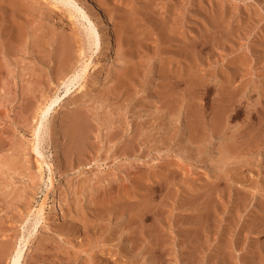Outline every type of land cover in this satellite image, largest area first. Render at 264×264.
<instances>
[{
    "label": "rangeland",
    "instance_id": "rangeland-1",
    "mask_svg": "<svg viewBox=\"0 0 264 264\" xmlns=\"http://www.w3.org/2000/svg\"><path fill=\"white\" fill-rule=\"evenodd\" d=\"M11 1L0 0V253L13 249L0 264L25 241L20 264H264V0H98L110 59L91 46L102 28L90 10L93 26L73 4ZM91 57L105 65L91 91L64 98ZM55 196L66 218L47 210L34 231L32 212Z\"/></svg>",
    "mask_w": 264,
    "mask_h": 264
},
{
    "label": "bare ground",
    "instance_id": "bare-ground-1",
    "mask_svg": "<svg viewBox=\"0 0 264 264\" xmlns=\"http://www.w3.org/2000/svg\"><path fill=\"white\" fill-rule=\"evenodd\" d=\"M46 1V0H45ZM23 2V1H22ZM52 3H51V5L52 6H54L56 9H59V10H62V8H67L68 9V7L71 5V4H73V5H76L77 7H78V10L77 11H74V10H69V13H70V17L71 18H73L74 16H78L79 18H81L82 20H87L89 23H90V25L91 26H93V23H92V21H91V17H90V15L88 14V12L87 11H85V9H88V10H90V12H92V14H93V16H94V18L97 20V22H98V24H99V26L102 28V35L100 34V33H98L96 30V32L94 33V34H91V32L90 31H88L89 32V35H90V41H91V46H93L94 47V49H96V51H100L101 52V50H104V52L106 53V58L107 59H110L111 58V55L113 54V52H114V50H115V42H114V39H113V35H112V28H111V20H110V18L108 17V14H107V12L106 11H104L105 9H103L101 6H100V4H98L97 2H98V0L97 1H95V0H79V2L83 5V6H85V7H82V8H80L79 7V3L76 1V0H52L51 1ZM10 3V2H9ZM11 3H12V6L14 5L15 7H19L20 5L19 4H21V3H19V1L18 0H12L11 1ZM22 4H24V3H22ZM9 5V4H8ZM11 5V4H10ZM27 5V4H26ZM25 5V6H26ZM23 6V5H22ZM30 6V5H29ZM29 6H26V8L27 7H29ZM31 7V6H30ZM60 7H62V8H60ZM13 8V7H12ZM25 8V7H24ZM14 9V8H13ZM23 9V8H22ZM24 10V9H23ZM26 10H28V9H25V11ZM106 12V13H105ZM89 23H87V24H89ZM122 27H124V26H122ZM87 29V28H86ZM90 29H92V28H90ZM89 29V30H90ZM94 30V29H93ZM94 32V31H93ZM92 32V33H93ZM202 34H200V36H201ZM66 41H67V39H66ZM69 42V41H68ZM199 42V41H198ZM197 45V44H196ZM198 45H200V44H198ZM203 45V44H202ZM202 47V46H201ZM199 48V47H198ZM201 49V48H200ZM70 52V51H69ZM65 57V56H64ZM104 67H105V65L102 63V62H99V63H97V64H93V57H91V58H89L88 60H86L85 62H84V64L82 65V68L76 73V74H74L71 78H69L68 79V81L67 82H65L64 84H65V86H66V90H65V95H64V98H68V97H71V96H75V95H73V93H72V86H74V88H76L75 86H78V88H77V90L74 92L75 94H77V95H82V97H84L83 95H87L88 94V92L89 91H91V90H89V86L91 85L90 84V82H89V77H90V74H91V70L92 69H94L95 68V73L97 74V75H99V74H101V72H102V70L104 69ZM201 76V75H200ZM90 84V85H89ZM98 81H95L94 83H93V87L94 86H98ZM201 84V83H200ZM167 85V84H166ZM203 85V84H202ZM200 86V85H199ZM72 87V88H71ZM164 87H165V85H164ZM168 89L170 90V87H168ZM167 89V90H168ZM198 90V89H197ZM171 91V90H170ZM169 91V92H170ZM164 92V91H163ZM166 92V91H165ZM173 92V91H172ZM166 94H167V92H166ZM170 94V93H169ZM172 94V93H171ZM173 94H174V92H173ZM172 94V95H173ZM200 94L202 95V93L200 92ZM200 94L198 93V97H200ZM171 96V95H170ZM168 97V96H167ZM197 97V96H196ZM183 98V97H182ZM180 99V98H179ZM198 99V98H197ZM201 99V98H200ZM177 100V99H176ZM59 101H60V99L57 97V98H51V99H49V101L47 102V103H45L46 105L43 107V108H41L39 111H40V119L43 121L52 111H53V109L56 107V106H58V103H59ZM172 101V100H171ZM170 101V102H171ZM175 101V100H174ZM174 101H172V103L174 102ZM179 101V100H178ZM180 101H182L181 99H180ZM186 101H187V99H186ZM200 102V101H199ZM198 102V103H199ZM171 103V104H172ZM201 103V102H200ZM199 103V104H200ZM231 103V102H230ZM170 104V105H171ZM175 106L177 105L176 103L174 104ZM187 105H189V104H187ZM197 105V104H196ZM230 105V104H229ZM229 105H227L226 107L228 108L229 107ZM182 106V105H181ZM198 106H200V105H198ZM198 106H196V108L198 107ZM58 107H60V106H58ZM190 107H191V103H190ZM173 108H174V106H173ZM176 108H177V106H176ZM181 108V107H180ZM186 108V107H185ZM179 109V108H178ZM191 109V108H190ZM195 109V108H194ZM199 110H201V106L198 108ZM174 110V109H173ZM176 110V109H175ZM229 110V109H228ZM227 110V111H228ZM171 111V110H170ZM178 111V110H177ZM189 111V110H188ZM187 111V112H188ZM195 111H196V109H195ZM194 111V112H195ZM170 113V112H169ZM178 113V112H177ZM177 113L175 114L176 116H177ZM189 113H191V112H189ZM196 113H197V111H196ZM200 115V117H202L201 115H202V112L200 111V112H198ZM186 114H188V113H186ZM189 115V114H188ZM175 116V117H176ZM190 116H191V114H190ZM76 117V116H75ZM74 117V118H75ZM187 117V116H186ZM198 117V116H197ZM200 117H199V119H200ZM79 118H81V116L79 117ZM190 117L188 116V119H189ZM83 120V119H82ZM197 120H198V118H197ZM77 123H78V121H76ZM75 122V123H76ZM197 122H199V121H197ZM196 122V123H197ZM200 122H201V120H200ZM41 124V123H40ZM71 124H72V122H71ZM78 124H80V121H79V123ZM42 125V124H41ZM81 125H83V123L81 124ZM80 125V126H81ZM85 125V124H84ZM197 125V124H196ZM188 127V126H187ZM195 127V126H194ZM194 127H193V129H194ZM197 127V126H196ZM40 128V127H39ZM84 128V127H83ZM186 128V127H185ZM200 128V127H199ZM76 129V128H75ZM81 129V128H80ZM76 130H78V128L76 129ZM87 130V129H86ZM197 130V129H196ZM198 130H200V129H198ZM74 131L75 130H73V133H74ZM88 131V130H87ZM189 131V130H188ZM190 131H191V129H190ZM72 132V131H71ZM77 132V131H76ZM195 132V131H194ZM199 132V131H198ZM197 132V133H198ZM73 133H71V134H73ZM80 133V132H79ZM79 133H77V136H79ZM83 132L81 131V133H80V135L82 134ZM191 134V133H190ZM75 136H76V133L74 134ZM85 135H86V132H85ZM85 137V136H84ZM77 139H80V138H78V137H76ZM82 138V137H81ZM87 137H85V139H86ZM74 139V138H73ZM84 139V138H83ZM84 139V140H85ZM88 139V138H87ZM76 140V139H75ZM77 141V140H76ZM86 141V140H85ZM88 142V141H87ZM227 145V144H226ZM230 145V144H229ZM232 146V145H231ZM127 147V146H126ZM126 147L124 148V149H126ZM227 148L229 147V146H226ZM128 148V147H127ZM222 150V149H221ZM223 150H224V148H223ZM222 150V151H223ZM226 150V149H225ZM227 150H229V149H227ZM231 151H233V149L231 150ZM230 152V151H229ZM223 153H224V151H223ZM226 153V152H225ZM224 153V154H225ZM231 154V153H230ZM226 155H228V156H231V155H229V153L227 154L226 153ZM226 155H224V156H226ZM227 156V157H228ZM230 159V158H229ZM39 161V160H38ZM44 164H46L47 166H48V168L50 169V172H53V165L52 164H49V163H47L45 160H43V159H41V161H39V167H40V169L42 170V169H44ZM44 198H46V197H44ZM51 200V199H50ZM50 200H48V201H50ZM43 202L41 203V204H39L40 206L37 208V209H35L32 213V216H33V224H32V228H33V230L35 231V230H37V228L41 225V224H46L48 221H49V219H48V214L49 213H54L53 215V217H55L56 218V220L57 221H59V222H61L62 221V219L63 218H66L65 217V213H64V210H63V208H62V201H61V198H59L58 196H55L54 198H53V200H52V202H51V205H49L47 202H46V200H42ZM122 202V201H121ZM124 202V201H123ZM118 203H120V202H118ZM123 204V203H122ZM118 205V204H117ZM120 205H121V203H120ZM133 208V207H132ZM120 209V208H119ZM119 209H118V211H119ZM124 209V208H123ZM47 210L49 211V213L47 212ZM126 211V210H125ZM137 211V210H136ZM144 212V211H143ZM142 212V213H143ZM122 213V212H121ZM124 213V212H123ZM126 213V212H125ZM137 213V212H136ZM141 213V212H140ZM62 215V216H61ZM64 220V219H63ZM66 220V219H65ZM31 228V229H32ZM27 240V239H26ZM23 242V241H22ZM27 245H28V241H25V243H24V246L22 245V246H20V247H18V249L17 250H14L15 252L14 253H12V256H11V262H10V264H20V262L22 261V259L24 258V254H25V248L27 247ZM7 246V245H6ZM12 246V245H11ZM3 248V247H2ZM1 248V249H2ZM10 248L11 247H5V248H3V250L1 251V253H0V259L3 257V256H6V255H9V254H11L10 253ZM11 249H13V248H11ZM7 257V256H6Z\"/></svg>",
    "mask_w": 264,
    "mask_h": 264
}]
</instances>
